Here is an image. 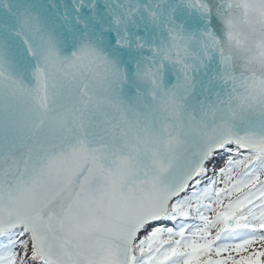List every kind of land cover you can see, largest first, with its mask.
<instances>
[{"label": "snow or ice", "instance_id": "1", "mask_svg": "<svg viewBox=\"0 0 264 264\" xmlns=\"http://www.w3.org/2000/svg\"><path fill=\"white\" fill-rule=\"evenodd\" d=\"M0 264H264V0H0Z\"/></svg>", "mask_w": 264, "mask_h": 264}]
</instances>
